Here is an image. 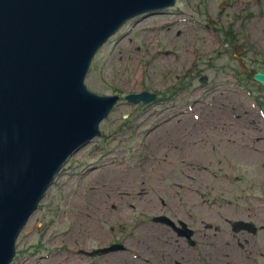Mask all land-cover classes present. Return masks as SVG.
I'll return each mask as SVG.
<instances>
[{
	"label": "rangeland",
	"instance_id": "374dc122",
	"mask_svg": "<svg viewBox=\"0 0 264 264\" xmlns=\"http://www.w3.org/2000/svg\"><path fill=\"white\" fill-rule=\"evenodd\" d=\"M179 1L180 4L173 9H165L130 21L120 34L110 40L96 56L87 78L88 87L92 91L102 95L120 94L123 96L146 91L158 95L161 106L151 110V104L148 105L149 108L144 109V106L131 107L123 101L115 109L111 118L101 126L105 133L103 138L78 152L66 166V170L58 176L56 184L48 191L41 209L34 214L18 239V257L13 264H39L36 261L40 259L41 255L50 256V259L54 257L57 248L53 244L50 245L49 240L54 238L57 228H59L58 217H62L66 221L62 231L69 232L74 203L89 201L86 184L89 182L87 180H91L90 177L87 175L74 176L73 172L80 169L87 170L88 164L93 160L101 162L105 157L108 159L109 155H112L116 161H127L132 165L135 162L134 155L145 159V156L152 154L160 156L166 161V159L171 160L172 157L176 159L178 157L176 155L180 152L182 157L188 156L190 159H198L206 163V168L203 169L205 171L198 173L200 177L194 178V176L184 177L178 173H174V176L170 175L171 177L164 176L162 169L155 167L157 162H153L154 165L152 163L150 168L147 165L149 161H147V177H150L154 172L153 180L156 181L155 185L158 183L159 186L157 189L151 188L148 191L144 196L146 202L158 200V204H160L161 198L164 201L197 200L202 201L201 206H206L208 201L220 200L230 201V203L240 206L242 201L264 199V157H259L262 154L252 150L255 147L264 152V118L259 126L254 125L256 127L255 134L244 137L245 144H241V138L232 141L231 145L228 144L230 147L222 145V143L230 142L231 135L227 134L228 137H222V142H220V133L223 129L215 134L212 133L213 129L208 128L207 133L202 137L208 141V145L205 146L206 151L204 149L199 151L200 149L196 147L190 148V144L185 146V142L191 141L196 133L189 134L177 151L167 149V145L163 146L161 150L153 145H151V150L150 148L146 151L142 150L146 148L145 141L151 142L148 140V136L146 137L147 129L162 118V109L169 107L171 110L187 105L189 102L192 104L197 98L205 100L206 93L211 95L209 98L212 100L215 93L211 91L214 90H231L232 96L228 99L234 101L233 108H235L228 111L225 120L221 117L223 121L220 123L232 124V132L235 131L238 138L242 135L243 130L246 133L252 127L248 120H239L236 123L229 120L232 115L235 117L241 115L237 113L241 109L235 106V101L238 98H243L244 95L247 97L245 106L247 109L249 106L252 107L255 119L257 112L264 114V106L260 108L258 106V102L264 103V88L261 87L262 90H260V86L253 81L255 72L264 71V22L253 19L254 15L250 14L264 10L257 7L264 8V0L261 2L259 0H234L235 8L232 12V7L228 10L231 15L242 12V21L233 25V45L232 48H228V52L236 53L237 59L245 62L244 64L248 68L247 81L251 84L252 89H255L256 93L260 95L256 99L250 97L249 92L243 87H238L240 86L239 82L235 86L232 81L237 76L234 74L229 77V71L224 69L226 64L232 63L236 68L238 63L233 60L229 62L227 54L217 50L218 43L224 38L223 33H213L215 39L210 32L204 29V24H202L204 13L201 12V3L204 0ZM210 1L205 0V12L208 15L212 13L209 6ZM222 13L218 11L215 13L218 19L217 25L220 28L226 27L228 22L226 20L231 19V16L229 18L227 16L223 21L219 18ZM165 20L171 21V23L164 24ZM148 37L151 38L150 41ZM236 46H240L241 49ZM210 56L216 58L218 63H215V67L218 66L221 69L210 68L211 60H207ZM197 63L211 77L210 82H207L209 90L206 88L204 91L199 88L201 85L200 74L197 78L189 75L191 66ZM233 72L232 69L231 73ZM244 84H246L245 80ZM237 89L239 92L237 94L240 96L232 93ZM125 114H131V117L125 120L123 117ZM251 124L253 125V123ZM140 126L141 128H139ZM199 131L202 132L201 129ZM113 133L118 139H109ZM214 141L220 142L218 148L221 147V150L211 152L209 146L216 147L217 145ZM243 146H247L249 149L242 148ZM238 150L253 154H240ZM199 152H203V160L195 157ZM247 156H251L252 159ZM184 157L182 159H185ZM180 162L184 163L185 161ZM187 162L190 164L193 161L187 160ZM165 164L169 167L168 170H172L170 169L172 165ZM191 166L195 165L188 166L185 173L190 174L189 167ZM172 172L174 171L172 170ZM123 181L126 182V180ZM131 181L126 184L130 185ZM137 182L139 181L137 180ZM181 186L187 187L188 192L184 194L180 189ZM195 190L197 191L195 192ZM78 213L81 214V211ZM79 218L81 217L78 216L76 219L77 224L81 220ZM155 233L158 232L155 231ZM138 235H141V232ZM143 236L151 241L154 240V237L151 239L146 234Z\"/></svg>",
	"mask_w": 264,
	"mask_h": 264
},
{
	"label": "water",
	"instance_id": "95a60500",
	"mask_svg": "<svg viewBox=\"0 0 264 264\" xmlns=\"http://www.w3.org/2000/svg\"><path fill=\"white\" fill-rule=\"evenodd\" d=\"M154 1L0 0V264L55 172L117 101L84 87L95 52L164 0Z\"/></svg>",
	"mask_w": 264,
	"mask_h": 264
},
{
	"label": "flooded vegetation",
	"instance_id": "af4514ba",
	"mask_svg": "<svg viewBox=\"0 0 264 264\" xmlns=\"http://www.w3.org/2000/svg\"><path fill=\"white\" fill-rule=\"evenodd\" d=\"M230 3L231 0H221L218 6L225 12ZM202 156L204 155H195L203 160ZM182 176L190 175L183 173ZM171 203L194 206H186L182 210L177 208L171 216L173 226L151 227V232L141 233L140 238L134 240H128L124 234L123 238L121 236L116 238L109 233L99 232L95 226H92L85 239L73 237L60 239L59 245L67 244L77 255L75 260H69L64 264H134V261L140 264H250L254 259L264 256V210L240 212V218L235 219L253 222L256 231L250 233L245 230L235 231L232 226L234 220L230 217L209 212V208L214 207L211 202L206 206L191 201ZM183 225L188 226L192 235L191 233L184 235ZM165 232L166 237L163 235ZM144 234L151 239L154 237V240H149L143 236ZM116 239L124 240L127 249L120 251L123 254L108 253L94 257L84 254L118 245L116 243L119 242L114 241ZM177 243L183 250L175 249ZM153 245H161L165 249L155 250L152 248Z\"/></svg>",
	"mask_w": 264,
	"mask_h": 264
},
{
	"label": "bare ground",
	"instance_id": "6f19581e",
	"mask_svg": "<svg viewBox=\"0 0 264 264\" xmlns=\"http://www.w3.org/2000/svg\"><path fill=\"white\" fill-rule=\"evenodd\" d=\"M165 24H170L171 21L165 20ZM148 40L150 41L151 38L148 37ZM230 94L228 92H220V97L217 95L218 102L210 103L208 100H205V102L197 101L196 104L191 108L190 113H187V109L179 106V108L171 109L169 107L166 108V111L169 113L166 117L160 119L157 121V123L154 125L152 129H150V132L148 133V140L152 142V145L157 148L158 150H161L163 146L166 147L169 150H176L178 147H181V145L186 140L187 136L190 134L188 133L189 128L194 125V119H193V113L202 111L203 113V120L208 122H211L210 127H213V129H216L217 122L214 123L213 116H220L221 113L227 114V112L232 109V102L223 100L226 97H229ZM206 98L208 96H205ZM215 108L213 109L212 107ZM245 106H242L240 108H244ZM223 111V112H222ZM184 113V114H182ZM193 133H196L194 137H192V140L189 142H185V146L190 144V148H197L198 146H202V141L204 140L202 137L204 136L201 134V131H199L197 128L193 131ZM214 133V131H213ZM248 158L252 159L251 156H247ZM116 165L108 164L106 167L103 168V170L98 174V177H107V174L113 172L114 174H109V181L113 182L112 187H109L103 191H98L99 194L96 195V197H93L92 201H97L100 199L98 196H102L101 198H106L107 200L111 202L117 201L118 197L123 195L125 191H127V194L132 197L135 194V190L131 187L129 188H120L118 186V181L123 179L125 176L120 175L117 173V170H115ZM169 167L166 165L161 166L160 169L165 170L167 172H171L172 170H168ZM171 169V168H170ZM125 180V179H123ZM139 199H142V197H139ZM145 209V207L143 208ZM147 210H149L147 208ZM152 227H155L151 225ZM88 227L90 228V225L88 224ZM143 229L145 231H149L151 229L150 226H144ZM160 229V228H157ZM99 231H102L100 228H98ZM164 237H166L167 232L163 233ZM146 242H148L146 240ZM149 243V242H148ZM150 244V243H149ZM146 247V246H145ZM152 248L155 250H164L163 246L161 245H153ZM175 249H180L181 246L177 243L175 246ZM136 252L138 250L134 249ZM177 253V252H176ZM134 264H140L137 263V261L133 262Z\"/></svg>",
	"mask_w": 264,
	"mask_h": 264
}]
</instances>
